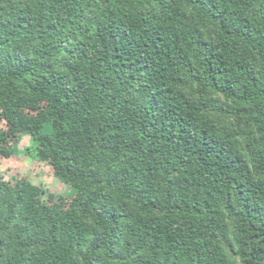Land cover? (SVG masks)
<instances>
[{
    "label": "trees",
    "instance_id": "1",
    "mask_svg": "<svg viewBox=\"0 0 264 264\" xmlns=\"http://www.w3.org/2000/svg\"><path fill=\"white\" fill-rule=\"evenodd\" d=\"M31 158L71 193L0 171V264H264V0H0Z\"/></svg>",
    "mask_w": 264,
    "mask_h": 264
},
{
    "label": "rangeland",
    "instance_id": "2",
    "mask_svg": "<svg viewBox=\"0 0 264 264\" xmlns=\"http://www.w3.org/2000/svg\"><path fill=\"white\" fill-rule=\"evenodd\" d=\"M31 139L28 135H24L19 144V150L21 153L28 146L31 145ZM33 149V148H32ZM0 171L4 174L6 179L12 176H18L19 174H24L29 177L31 182L43 189L45 194L44 198H47V192L55 190L60 192L64 196H68L71 193V188L61 183L57 178H55L53 169L44 163H41L34 158L25 161V164L20 166L15 165L14 162L9 161L3 165H0Z\"/></svg>",
    "mask_w": 264,
    "mask_h": 264
}]
</instances>
